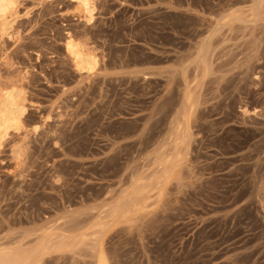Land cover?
I'll use <instances>...</instances> for the list:
<instances>
[{
	"label": "rangeland",
	"instance_id": "rangeland-1",
	"mask_svg": "<svg viewBox=\"0 0 264 264\" xmlns=\"http://www.w3.org/2000/svg\"><path fill=\"white\" fill-rule=\"evenodd\" d=\"M93 7L86 23L70 0H15L0 35V88L26 108L0 147V245L49 231L68 242L33 264H93L94 245L108 264H264V0Z\"/></svg>",
	"mask_w": 264,
	"mask_h": 264
},
{
	"label": "bare ground",
	"instance_id": "bare-ground-1",
	"mask_svg": "<svg viewBox=\"0 0 264 264\" xmlns=\"http://www.w3.org/2000/svg\"><path fill=\"white\" fill-rule=\"evenodd\" d=\"M70 1L73 3H76V4L83 5V7H84L83 9H84V13H85L83 15V18H84L85 22L86 23L92 22L93 9H94L93 0H70ZM14 14H15V0H0V35L10 25V18ZM68 32L69 31L65 32L67 34V37L64 41V51H65L66 55L70 58L71 62L73 63L72 65H73L74 69L78 73H80V74L91 73L94 70V68L96 67V65L98 64V60H97L96 56L93 53H91L89 51V49L85 48L84 45L79 44L75 40L71 39V36H70V34H68ZM202 43L198 46L196 55H198L200 63H201L200 64L197 60V62L200 64L199 67L201 68V66H202V68H201L202 71H205L207 69L206 61H205V59H206L205 58V52H208V51H206L207 46H205V41H204V44H202ZM207 50H208V48H207ZM197 68H198V65H197ZM181 73H182V76L184 77V74H185L184 70H182ZM150 75H151V73H143L144 78H148ZM12 85H11V88H9V89H7L6 87L0 88V147H1L4 139L10 134V131L19 132L20 128L22 127L21 126L22 119H23L24 114L26 112V108L24 105L25 99L23 97L19 96V92L18 91L16 92V90H14V87H12ZM192 101L193 100H192L191 92L185 89L182 93V106H181V109L179 112L180 120L177 121L176 127H175L177 130L175 132L176 138L180 139L181 142H185V140H186L185 138H186V136H188V134H187L188 126L184 122V119L186 117V112L189 111L193 106ZM141 186H138V188H140ZM145 186H147V184L144 185V188L142 186V188L144 190H145ZM148 186H150V185H148ZM142 188H140L139 191ZM134 189H135V187H134ZM136 190L134 192H138ZM127 193H125V194H127ZM140 194H141V191H140ZM137 195H139V194H137ZM125 196L126 195H124V197ZM129 196L132 197L133 195L130 194ZM133 198H132V201H133ZM130 206H131L130 197H127V199H125L124 201L119 202L118 205H116L114 207L113 211L111 210L113 212V214H111L110 216H112V215L114 216V215H116L115 213H119L120 211L126 212V211H128ZM98 229H99V227H98ZM25 234L26 235L22 236L20 238V240L17 243H15V245H13V246H4L5 243H3L4 245H0V264H33V263H36V261H38V259L42 255V253H44L45 251L50 249L51 245L56 241V240H54L53 237H51L52 234H50L49 231H41L39 233L36 231H32L30 233H25ZM55 236L60 237L59 233L58 234L56 233ZM67 236H69V235H67ZM85 237H86V235H85ZM65 238H66V236L60 237L57 241L62 242V244L64 245V242L65 243L68 242V240ZM57 241H56V243H57ZM76 242L78 243L79 241H76ZM95 243H97V242L95 241ZM74 244L75 243H73V245ZM63 245H61V246L63 247ZM71 245H72V243H71ZM94 250L96 252V254H95L96 256L94 257L95 262L93 264H108L106 258L104 257V255L101 251V248L95 247V245H94ZM74 251H75V249H74Z\"/></svg>",
	"mask_w": 264,
	"mask_h": 264
}]
</instances>
